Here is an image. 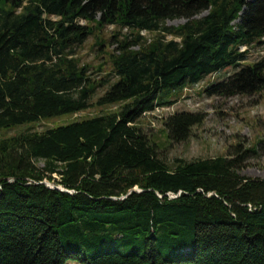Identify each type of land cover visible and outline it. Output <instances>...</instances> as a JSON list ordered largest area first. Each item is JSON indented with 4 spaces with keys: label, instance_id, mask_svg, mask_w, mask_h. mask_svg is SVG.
<instances>
[{
    "label": "trees",
    "instance_id": "obj_1",
    "mask_svg": "<svg viewBox=\"0 0 264 264\" xmlns=\"http://www.w3.org/2000/svg\"><path fill=\"white\" fill-rule=\"evenodd\" d=\"M90 36L97 64L76 55ZM263 36L264 0H0V131L25 126L0 135V264H264V177L238 172L252 149L169 165L137 125L220 69L207 96L261 91L264 57L243 62ZM204 116L167 115V140Z\"/></svg>",
    "mask_w": 264,
    "mask_h": 264
},
{
    "label": "rangeland",
    "instance_id": "obj_2",
    "mask_svg": "<svg viewBox=\"0 0 264 264\" xmlns=\"http://www.w3.org/2000/svg\"><path fill=\"white\" fill-rule=\"evenodd\" d=\"M204 14V13H202ZM185 20L183 18L167 19V25H179ZM113 31V26L109 25L97 32L100 36H109ZM125 29L123 30V32ZM146 36H153L144 30ZM167 38L170 36L167 35ZM257 44L248 47V54L243 64L258 61L264 57V37ZM95 38L90 36L85 43L77 49V56L82 63L97 64L106 58L105 55L96 56L92 45ZM115 45H110L106 50H110ZM108 69V67H106ZM235 68L229 67L220 69L217 73L206 76L198 85L185 87L181 92L177 90L160 94V98L175 99L171 105L156 107L152 112H147L146 116L137 121V125L147 135L149 142L154 144L158 156L169 165L177 159L186 161L200 158L215 157L225 155L232 145L242 144V149H252L243 160V166L238 170L240 174L249 177H264V88L252 94H234L230 96L212 95L207 96L202 89L212 81H219L233 73ZM228 75V76H229ZM177 111H199L204 113L203 121L192 127L190 137L182 142L171 143L166 138V132L162 125V120L169 114ZM98 113L95 108L70 114L44 119L30 125L37 131H43L49 127L80 119ZM25 126L16 127L9 130H1V136H7L21 131ZM38 167L44 164L42 161L36 162ZM56 178L58 176H55ZM46 183L53 185L46 180ZM65 264H80L68 260Z\"/></svg>",
    "mask_w": 264,
    "mask_h": 264
},
{
    "label": "built area",
    "instance_id": "obj_3",
    "mask_svg": "<svg viewBox=\"0 0 264 264\" xmlns=\"http://www.w3.org/2000/svg\"><path fill=\"white\" fill-rule=\"evenodd\" d=\"M263 37H264V36H263ZM263 37H262V38H263ZM246 49H247V46H246V45H240V47H239V50H240V51H245ZM247 54H248V53H247ZM226 75L228 76V75H229V72H227ZM145 116H146V114H145ZM171 196H172V195H171Z\"/></svg>",
    "mask_w": 264,
    "mask_h": 264
},
{
    "label": "bare ground",
    "instance_id": "obj_4",
    "mask_svg": "<svg viewBox=\"0 0 264 264\" xmlns=\"http://www.w3.org/2000/svg\"><path fill=\"white\" fill-rule=\"evenodd\" d=\"M217 73V72H216ZM215 74V73H214ZM218 74V73H217ZM212 75H213V73H212ZM196 85H198V83H196ZM156 109V108H155ZM146 114V113H145ZM147 115V114H146Z\"/></svg>",
    "mask_w": 264,
    "mask_h": 264
},
{
    "label": "water",
    "instance_id": "obj_5",
    "mask_svg": "<svg viewBox=\"0 0 264 264\" xmlns=\"http://www.w3.org/2000/svg\"><path fill=\"white\" fill-rule=\"evenodd\" d=\"M49 187H52V185H50L49 183H47ZM63 190V189H62Z\"/></svg>",
    "mask_w": 264,
    "mask_h": 264
}]
</instances>
